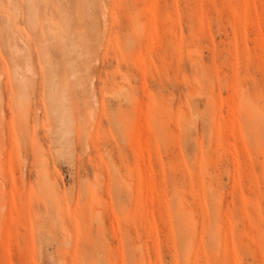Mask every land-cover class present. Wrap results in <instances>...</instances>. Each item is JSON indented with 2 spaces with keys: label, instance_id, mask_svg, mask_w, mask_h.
<instances>
[{
  "label": "rangeland",
  "instance_id": "1",
  "mask_svg": "<svg viewBox=\"0 0 264 264\" xmlns=\"http://www.w3.org/2000/svg\"><path fill=\"white\" fill-rule=\"evenodd\" d=\"M263 242L264 0H0V264Z\"/></svg>",
  "mask_w": 264,
  "mask_h": 264
},
{
  "label": "bare ground",
  "instance_id": "2",
  "mask_svg": "<svg viewBox=\"0 0 264 264\" xmlns=\"http://www.w3.org/2000/svg\"><path fill=\"white\" fill-rule=\"evenodd\" d=\"M195 94H197V93H195ZM195 94H193V95H195ZM258 213H260L259 211H258ZM256 216V215H255ZM258 218V217H257ZM246 240V239H245ZM245 242V241H244ZM247 242V241H246ZM260 243V242H259ZM249 244V243H248ZM262 244H264V242L262 243ZM244 246V245H243ZM246 246V245H245ZM241 247H242V245H241ZM245 249V248H244ZM255 249V248H254ZM264 250V249H263ZM256 252V251H255ZM255 255V254H254Z\"/></svg>",
  "mask_w": 264,
  "mask_h": 264
}]
</instances>
